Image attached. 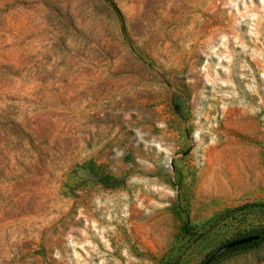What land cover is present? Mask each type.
I'll use <instances>...</instances> for the list:
<instances>
[{
  "label": "rangeland",
  "instance_id": "obj_1",
  "mask_svg": "<svg viewBox=\"0 0 264 264\" xmlns=\"http://www.w3.org/2000/svg\"><path fill=\"white\" fill-rule=\"evenodd\" d=\"M263 226L264 0H0V264H199Z\"/></svg>",
  "mask_w": 264,
  "mask_h": 264
},
{
  "label": "trees",
  "instance_id": "obj_2",
  "mask_svg": "<svg viewBox=\"0 0 264 264\" xmlns=\"http://www.w3.org/2000/svg\"><path fill=\"white\" fill-rule=\"evenodd\" d=\"M253 235H258L259 238L256 240H253V241L232 247L231 249H229V250H227V251H225V252L221 253L220 255H217L213 258H211L212 254H213V253H211L204 260H202L199 264H215L218 260H220L222 257H224L227 254H230V253H233L236 251H240V250H248L251 248L260 247V246L264 245V226L262 228L256 230L254 233L240 237L238 239L253 236ZM235 240H237V239H235ZM232 241H234V240H232Z\"/></svg>",
  "mask_w": 264,
  "mask_h": 264
},
{
  "label": "water",
  "instance_id": "obj_3",
  "mask_svg": "<svg viewBox=\"0 0 264 264\" xmlns=\"http://www.w3.org/2000/svg\"><path fill=\"white\" fill-rule=\"evenodd\" d=\"M259 236L258 235H253V236H249V237H245V238H241V239H237V240H234V241H231L225 245H223L222 247H220L218 250H216L211 258L217 256V255H220L221 253L231 249L232 247H235L237 245H240V244H243V243H247V242H250V241H253V240H256L258 239Z\"/></svg>",
  "mask_w": 264,
  "mask_h": 264
}]
</instances>
